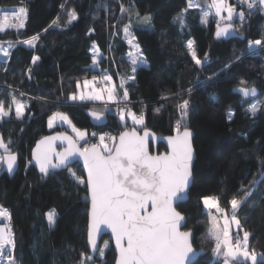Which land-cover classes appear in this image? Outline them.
Listing matches in <instances>:
<instances>
[{
    "label": "trees",
    "instance_id": "trees-1",
    "mask_svg": "<svg viewBox=\"0 0 264 264\" xmlns=\"http://www.w3.org/2000/svg\"><path fill=\"white\" fill-rule=\"evenodd\" d=\"M196 3L200 7L188 8V0H0V6L20 4L27 9L23 30L0 32V43L6 42L0 47L11 53L7 58L0 56V101L7 107L13 96L29 99L22 118H16L12 105L9 117L0 119V135L6 143L10 141L18 159L13 175L0 174V203L11 214L17 264H80L81 253L92 257L86 264L114 263L115 252L108 236L102 239L108 242L103 257L92 256L87 249L85 184L67 169L50 171L45 177L29 163L36 141L55 132L72 134L59 124L48 127V118L55 112L67 114L73 125L88 133L117 135L136 127L128 121L122 124L112 111L117 108L112 103L107 106L69 99L76 94L78 83L104 72L112 76L117 101L123 100V89L127 88L126 108L144 113L145 124L136 127L139 130L147 128L160 136L175 134L176 121L181 120L177 105L183 99L191 101L188 116L181 123L194 133L193 181L188 199L177 209L186 216V229L194 232V247L205 251L193 264H220L223 260L213 261V238L201 197H219L220 207L230 212L232 196L243 198L241 184L253 195L237 210L242 226L238 232H250L249 249L261 254L257 264H264V182L255 189L249 186V181L258 179L264 170L260 164L264 159V106L254 117L246 111L257 100L264 105V47L254 51L248 48L249 41L264 40V12L261 5L246 10L243 21H231L235 37L215 39L214 18L210 16L207 24L201 23L211 0ZM121 4L125 12H121ZM73 11L77 19L70 20ZM137 11L140 16L151 14V27L140 22ZM182 12L184 26L179 19L174 22ZM129 23L147 61L136 64L134 73L123 36V28ZM33 37L38 38L31 46L22 43ZM188 40L195 41L201 59L204 53L209 55L210 63L202 70L186 48ZM93 42L100 53L97 66L90 51ZM34 55L40 57L35 64ZM237 56L241 57L239 61ZM229 62L234 63L221 73ZM214 73L218 75L206 79ZM132 75L135 80L129 79ZM241 80L247 83L241 85ZM237 86H257L260 92L245 99L233 91ZM190 87L194 89L191 96L183 95V90ZM91 112L105 113V121L93 122ZM230 112L234 113L231 120ZM90 138L92 145L95 137ZM157 149L165 150L164 144L159 142ZM0 155L4 150L0 149ZM71 167L77 177L84 178L79 163ZM50 210L56 213L52 226L45 215Z\"/></svg>",
    "mask_w": 264,
    "mask_h": 264
},
{
    "label": "snow or ice",
    "instance_id": "snow-or-ice-1",
    "mask_svg": "<svg viewBox=\"0 0 264 264\" xmlns=\"http://www.w3.org/2000/svg\"><path fill=\"white\" fill-rule=\"evenodd\" d=\"M240 3H247L249 10H255L256 5H264V0H240ZM63 7V5H61ZM200 7L194 0H188V8ZM215 10V16L219 17L216 21V37H224L232 35L236 32L231 21L234 16H238L241 21L245 19L243 10L237 13L236 6L229 0H211L209 10L203 12L201 23L207 24L211 10ZM121 12L126 9L123 4L120 6ZM187 11V9H185ZM227 13V15H223ZM136 16L140 22L149 27L152 26V17L150 13L140 16L137 11ZM251 11L249 12V15ZM27 16V9L24 7L13 10L11 13L4 11L0 17V31L5 27L23 28L24 20ZM77 19L76 13H70V20ZM182 26L186 24L183 19V12L179 17ZM14 21L15 23H10ZM223 22L224 26H221ZM56 21H53L55 24ZM131 23L125 25L123 31L127 37V43L134 48L135 53H129L131 64L133 65V73L136 71L137 62L146 64L147 61L140 51V45L135 41V37L130 32ZM91 31V30H90ZM38 37L25 40L22 43L31 46ZM257 46L264 47V40L257 39L249 41V50L255 49ZM9 47H12L10 44ZM192 60L202 70L207 66L209 61L208 53H204L201 59L198 56L195 41L188 40L186 44ZM92 62L95 65L100 55L98 46L93 42ZM5 58L11 55L8 49L0 50ZM40 59L39 56L32 57V63L35 64ZM241 57L237 56L236 61ZM226 64L220 72L229 70L231 64ZM31 72V69H29ZM218 73L209 76L206 79L212 80ZM103 81V87H96L97 80ZM135 80V75L129 77ZM112 76L104 74L97 78L93 76L91 80H84V87L89 88L88 94L81 92L79 95L73 93L69 99L71 100H104V94H107L108 101H117V88L111 85ZM198 83H204L199 81ZM241 85L247 82L241 80ZM80 86L79 83L77 85ZM193 88L183 90V95L191 96ZM238 91L245 97L256 96L257 89L255 86L239 87ZM129 92L127 88L123 89V100L127 101ZM212 99H215L213 96ZM15 105V116L20 119L24 116L26 105L13 96L10 104L5 106L0 101V119L9 117L12 105ZM262 102L257 100L251 104L247 112L254 117L261 110ZM181 120L186 118L191 107L190 99H183L177 105ZM156 112L160 108L155 109ZM102 114L93 112L92 116L97 120ZM119 119L124 121L126 117L130 118L134 125H144V113L137 114L134 111H125V108H119ZM234 113L229 114L231 120ZM59 116L60 120L69 124L72 130L77 134L74 140L69 136H51L44 137L36 145L33 150V158L39 166L43 176H48L51 170L67 169L71 176L81 184L87 186L90 193L91 210L88 225V242L93 252H98L99 256H104V249L108 247L105 242L104 247H98L96 238L100 232L101 225H106L111 229L115 238L116 250L118 256L116 264H192V257L196 255V251L192 246L193 233L191 230L182 231V222L185 217L177 210L176 202L185 198L189 186L192 182L194 149L192 144L193 133L187 126H182L181 120L176 121L174 136L167 137L169 151L159 155H151L148 150V137L150 132L145 129L143 135H140L136 128L131 131H124L119 134V141L116 137H111L113 141L112 147L105 142V136L99 137V144L88 145L86 141L87 132L81 130L72 124L67 114L54 113L49 117L48 125L52 127L54 119ZM95 136V133L92 134ZM57 139L67 140L68 146L62 151H56L53 146ZM85 141L83 147H78V141ZM0 149L4 150V155H0V163L6 164L9 173L14 171L17 163V154L12 151L10 141L5 142L0 135ZM55 157V159H53ZM78 158L83 159L84 168L87 171L86 180L83 177H77L76 172L71 165ZM31 163V161H29ZM261 167L264 168V159H260ZM261 182H264V170L259 172L258 179L249 181V186L255 189ZM243 190V198H237L233 195L229 203L231 206V217L228 218L225 210L220 207L219 197H201L204 206L208 209H216L223 215V227H217L215 217L213 219V227L210 233L215 240L214 252L217 256L223 257V264H243V261H251V264H257V253L255 250H249V231H243L242 238L239 232L236 233L237 238L233 240L230 233V226L234 224L240 229L241 221L237 216V210L242 203L253 195L241 184ZM150 209V210H149ZM49 226L56 222V213L54 210L48 211L46 214ZM0 217L11 219L9 211L0 205ZM16 248V241L13 230L8 226H0V259L6 258L7 264H17L13 252ZM87 260H92L91 256L81 253L80 264H86Z\"/></svg>",
    "mask_w": 264,
    "mask_h": 264
},
{
    "label": "water",
    "instance_id": "water-1",
    "mask_svg": "<svg viewBox=\"0 0 264 264\" xmlns=\"http://www.w3.org/2000/svg\"><path fill=\"white\" fill-rule=\"evenodd\" d=\"M232 25H233V24H232ZM221 26L223 27L224 24L222 23ZM233 28H234V26H233ZM215 33H216V28H215V30H214V38H215V39H229V38L235 37L236 34H237V33L235 32V33L232 34V35H228V36H224V37H219V38H218V37H216ZM239 87H244V86H237V87H235V88L233 89V91H234L236 94H238L239 96H241L242 98H245V99H248V98H254V97L258 96V95H259V92H260V91H259V88H258L257 86H255L256 89H257V95L254 96V97H253V96L245 97L241 92L238 91V88H239ZM132 128H133V127H130V128L124 129V130L121 131V132H124V131H131ZM135 128H136V127H135ZM145 129H147V128H144V129H141V130H139V129L136 128V131H137L140 135H143V132H144ZM147 130L150 132V135H149V137H148V141H147V142H148V150H149V153H150L151 155H159V154L167 153V152L169 151L168 144H167V137H169V136H160V135L155 134L153 131H151V130H149V129H147ZM191 131H192V130H191ZM121 132H120V133H121ZM120 133H119V134H120ZM192 133H193V131H192ZM119 134H117V136H116V142H117V143H118V141H119ZM175 134H176V133H175ZM175 134H173V135H171V136H174ZM58 135L69 136V137H72L74 140L76 139L75 136H73L70 132H67V131L51 133V134H48V135H46V136H44V137H51V136H58ZM44 137H42L41 139H39L38 141L35 142V144L33 145L32 149H31V152H30V161H31V163L34 165V167L36 168V170H37L38 172H40V170H39V166L36 164V161H35V159L33 158L32 153H33V150L36 148L37 143H38L39 141H41ZM193 137H194V133H193ZM193 137H192V144H193ZM159 142L163 143L164 146H165V150H163V151H161V152H159L158 149H157V145H158ZM151 145H152L153 148H154L153 150H151ZM53 146L56 148V151H62L64 148H66V147L68 146V142H67V140L57 139L56 141H54ZM89 146H90V145H89ZM78 147H82L80 143H78ZM193 149H194V146H193ZM194 154H195V149H194ZM195 156H196V154L194 155V161H195ZM53 159H55V157H54ZM194 161H193V164H194ZM75 163H79V164L81 165V167H82V169H83L84 179L86 180V177H87V171H86V169L84 168V165H83V159H82V158H78L75 162H73V164H75ZM73 164H72V165H73ZM17 168H18V159H17V163H16V165H15V167H14V171H13L12 173H9L8 170H7L6 164H3V163H2L1 168H0V174H1L2 172H7L8 174L13 175V174L15 173V171L17 170ZM59 170H63V168H62V169H54V170H51V171H59ZM40 173H41V172H40ZM192 181H193V175H192ZM191 185H192V182H191V184H190V186H189V189H190ZM85 186H86V183H85ZM86 189H87V186H86ZM188 192H189V190L187 191V194H186L185 198H184L183 200H181V201H177V202H176V205H174V206H177V205H178L179 203H181V202H185V201L188 199ZM87 200H88V219H87V229H86V243H87V249H88L89 253H90L92 256H95L98 252H93V250L91 249V246H90V244H89V242H88V225H89V220H90V210H91V198H90V193H89L88 191H87ZM149 210H150V209H149ZM177 210H178V209H177ZM178 211H179V210H178ZM182 215L185 217V221L182 222L181 230H182V231L191 230V229H186V227H185V226H186V216H185L183 213H182ZM191 231H192V233H193V237H192V246H193L194 250L196 251V255H195L194 257H192V264H193V262H194V261H195L200 255L204 254L205 251H204L203 249H197V248L194 247V245H193L194 232H193V230H191ZM105 236H108V237L110 238L111 245H112L113 250H114V252H115V259H114V263H113V264H116V258H117V256H118V252H117V250H116L115 238H114V236H113V234H112L110 228H108L106 225H101L100 232L98 233L97 238H96V242H97L98 247L101 246L102 239H103V237H105ZM186 264H187V262H186ZM220 264H223V260L221 261Z\"/></svg>",
    "mask_w": 264,
    "mask_h": 264
},
{
    "label": "rangeland",
    "instance_id": "rangeland-1",
    "mask_svg": "<svg viewBox=\"0 0 264 264\" xmlns=\"http://www.w3.org/2000/svg\"><path fill=\"white\" fill-rule=\"evenodd\" d=\"M194 2L196 3V0H194ZM197 4V3H196ZM211 5V3H209L208 5H207V7H206V9L204 10V12L205 11H208L209 10V6ZM261 9H262V11L264 12V5H261ZM223 15H227V13H224ZM210 16H212L213 18H214V22L216 23V21L219 19V17H217V16H215V10L214 9H212L211 10V14L209 15V17ZM209 17H208V19H209ZM236 19H239V17L238 16H234V18H233V20H236ZM232 20V21H233ZM131 30V29H130ZM132 34V33H131ZM123 36H124V39L126 40V42H127V37H126V35H125V33H124V31H123ZM133 36V35H132ZM22 41V40H21ZM5 42H1L0 44H4ZM128 44V43H127ZM129 45V44H128ZM1 46V45H0ZM258 48V46L255 48V49H253V50H251V51H254V50H256ZM2 49H7V48H5V47H0V50H2ZM135 49L134 48H132L130 45H129V53H135ZM129 53H128V58L130 59V55H129ZM0 56H3L2 54H0ZM131 60V59H130ZM139 63H141V62H137V64H139ZM141 64H144V63H141ZM95 66H97V63L95 64ZM104 74H107V73H102V75H104ZM108 75V74H107ZM101 77V76H100ZM97 78H99V77H97ZM92 79V78H91ZM91 79H89V80H91ZM97 81H99V82H103V81H101V80H97ZM111 85H113V83H112V81H110L109 82ZM104 85V84H103ZM97 87V86H96ZM89 88H86V87H84V82L82 83V84H80V86H79V88H78V90H77V92H76V94L77 95H79L81 92H83L84 94H88V92H89ZM17 100H19L20 102H22V103H24L25 105H28L29 104V99H27L26 97H20L19 99H17ZM87 101V100H86ZM89 101H91L92 103H96V104H101V103H103V104H107V106L109 105V104H114L115 105V107H117L115 110H112V111H115V114L117 115V117H118V119H119V115H118V111H119V108H125V111L127 112L128 110H131V109H127L126 108V105H127V103L125 102V100H121V101H108L107 100V94L105 93L104 94V100H89ZM13 107H14V109H15V105L13 104ZM110 110V109H109ZM132 111V110H131ZM55 113H57V112H55ZM58 113H61V112H58ZM92 113L93 112H91L90 113V116H91V119H92V121L93 122H97V123H101V122H104L105 121V117H106V115H105V113H103V112H99L98 114H102L101 115V118L99 119V120H97L95 117H93L92 116ZM96 113V112H95ZM54 114V113H53ZM53 114H52V116H53ZM49 117H51V116H49ZM119 121L123 124V123H125L126 121H128V122H130V123H132L133 124V122L131 121V119L130 118H128V117H126V119L124 120V121H121L120 119H119ZM56 124H59V125H62V126H64V127H66V128H68L71 132H72V134L75 136V138H77V134L72 130V127L69 125V124H67V123H65L63 120H60L59 119V116H57L55 119H54V121H53V125H52V127L54 126V125H56ZM73 124V123H72ZM136 127H140V125H135ZM48 127H49V125H48ZM52 127H49V128H52ZM81 130H83V129H81ZM87 132V131H86ZM90 136H92L93 137V135H92V131L90 132V133H88L87 132V136H86V141H87V143H88V145H90L91 144V142L90 141H92L91 140V138H90ZM101 135H99V134H97L96 136H95V141L97 140V141H99V137H100ZM117 136V135H116ZM108 145H109V147H112L111 145H110V143L108 142V141H105ZM78 143H82L83 145L85 144V141H83V140H81V141H78ZM3 150V149H2ZM204 205V204H203ZM205 207V209L207 210V216H208V230H209V234L211 235V233H210V229L213 227V219H212V217H215L216 218V221H217V227L218 228H222L223 227V215L220 213V212H217L216 211V209H208V208H206V206H204ZM225 213L227 214V216H228V218L230 219V217H231V211L230 212H227V211H225ZM238 232V229L236 228V226L234 225V224H232L231 226H230V233H231V236H232V238H233V240H235L236 238H237V236H236V233ZM242 234L240 235V233H239V237L240 238H242ZM211 237L213 238V236L211 235ZM104 244H105V242H102L101 243V246L100 247H104ZM213 250H214V248H215V240H214V238H213ZM250 250V249H249ZM251 251V250H250ZM97 256L98 257H101V256H99V254L97 253ZM262 257V255L261 254H257V261H258V259L259 258H261ZM212 258H213V261H220V260H222L223 259V257L222 256H217L216 254H215V252L214 251H212ZM5 259V261L4 262H2V263H0V264H7V260H6V258H4ZM250 263H251V261L250 260H248Z\"/></svg>",
    "mask_w": 264,
    "mask_h": 264
},
{
    "label": "built area",
    "instance_id": "built-area-1",
    "mask_svg": "<svg viewBox=\"0 0 264 264\" xmlns=\"http://www.w3.org/2000/svg\"><path fill=\"white\" fill-rule=\"evenodd\" d=\"M230 3L234 4L236 6V11L237 13L241 10H243L244 12L246 10H249L248 7H247V3H240V0H229ZM259 4L256 5V7H258ZM23 7L22 5H14V6H0V17H2V14L4 11H8V12H12L13 10H18L19 8ZM25 21L26 19L24 20V25H25ZM10 23H15L14 21H10ZM23 28H18V27H5L2 31H0L1 33L3 32H6V31H14V32H17V31H21L23 30ZM6 43V42H5ZM96 86L99 88V87H103V82H99V81H96L95 82ZM95 133V136L97 135V133L95 131H92V134ZM101 135H104L105 136V141H108L110 143V145L112 146L113 145V141L111 139V137H116V135H113L112 133L110 132H105ZM93 136V137H95ZM94 144H99V141H95ZM0 205H2L0 203ZM3 206V205H2ZM4 208H6L5 206H3ZM7 209V208H6ZM0 226H8V227H11L10 225V220L9 219H6L4 217H0ZM12 229V228H11ZM5 259H0V263L4 262Z\"/></svg>",
    "mask_w": 264,
    "mask_h": 264
},
{
    "label": "crops",
    "instance_id": "crops-1",
    "mask_svg": "<svg viewBox=\"0 0 264 264\" xmlns=\"http://www.w3.org/2000/svg\"><path fill=\"white\" fill-rule=\"evenodd\" d=\"M58 113V112H57ZM51 117H52V115H51ZM48 120H49V118H48ZM48 122V121H47Z\"/></svg>",
    "mask_w": 264,
    "mask_h": 264
}]
</instances>
